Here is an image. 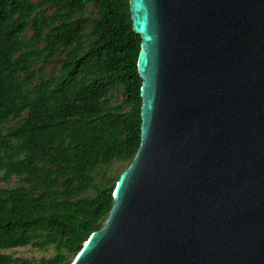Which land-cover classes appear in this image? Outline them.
Here are the masks:
<instances>
[{
	"label": "water",
	"instance_id": "obj_1",
	"mask_svg": "<svg viewBox=\"0 0 264 264\" xmlns=\"http://www.w3.org/2000/svg\"><path fill=\"white\" fill-rule=\"evenodd\" d=\"M139 144L70 264H264V0H128Z\"/></svg>",
	"mask_w": 264,
	"mask_h": 264
},
{
	"label": "trees",
	"instance_id": "obj_2",
	"mask_svg": "<svg viewBox=\"0 0 264 264\" xmlns=\"http://www.w3.org/2000/svg\"><path fill=\"white\" fill-rule=\"evenodd\" d=\"M139 43L128 0H0V184L19 185L0 186V264H70L101 228L139 144ZM25 246L53 254L5 253Z\"/></svg>",
	"mask_w": 264,
	"mask_h": 264
},
{
	"label": "rangeland",
	"instance_id": "obj_3",
	"mask_svg": "<svg viewBox=\"0 0 264 264\" xmlns=\"http://www.w3.org/2000/svg\"><path fill=\"white\" fill-rule=\"evenodd\" d=\"M92 7H88L87 11L91 10ZM50 11V10H48ZM31 35L30 31H27L26 36L29 37ZM49 67H58L56 59L52 60L46 67L45 70H48ZM121 94H117V99L120 100ZM124 168L119 162H112L111 165L107 169L108 175H114L117 171H120ZM97 182V178L95 179ZM1 187L5 188H14L19 186L14 178H12L7 184H0ZM5 253L11 254L14 258H22L29 260H38L39 258H46L53 254L51 247H46L44 249H36L31 246H25L23 248H18L10 251H6Z\"/></svg>",
	"mask_w": 264,
	"mask_h": 264
}]
</instances>
